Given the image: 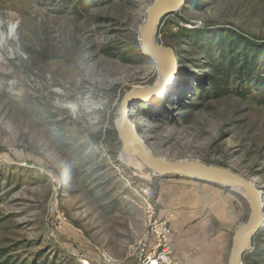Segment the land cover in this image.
Returning a JSON list of instances; mask_svg holds the SVG:
<instances>
[{"label":"rangeland","instance_id":"374dc122","mask_svg":"<svg viewBox=\"0 0 264 264\" xmlns=\"http://www.w3.org/2000/svg\"><path fill=\"white\" fill-rule=\"evenodd\" d=\"M154 1L0 0V264H134L150 213L172 249L156 199L175 182L234 196L246 223L250 204L229 184L143 176L125 161L116 122L129 94L128 121L154 157L224 169L259 192L263 223L240 264H264V0L166 12L153 45L174 62L160 68L139 36Z\"/></svg>","mask_w":264,"mask_h":264},{"label":"crops","instance_id":"0c3cea01","mask_svg":"<svg viewBox=\"0 0 264 264\" xmlns=\"http://www.w3.org/2000/svg\"><path fill=\"white\" fill-rule=\"evenodd\" d=\"M167 185L165 198L156 199L157 214L170 208L176 264H227L233 235L241 225L240 201L206 185Z\"/></svg>","mask_w":264,"mask_h":264},{"label":"water","instance_id":"95a60500","mask_svg":"<svg viewBox=\"0 0 264 264\" xmlns=\"http://www.w3.org/2000/svg\"><path fill=\"white\" fill-rule=\"evenodd\" d=\"M187 1L188 0H173V6L178 9L181 4ZM163 2L164 0H155L147 9L145 21L139 30L140 44L141 51L149 59L154 60L158 64H161V62L165 60L166 64L170 63L172 65L174 59L171 49L159 46L156 49L150 47L152 25ZM174 10L175 9H171L168 11ZM168 11H165L163 14ZM159 93H156V95ZM131 100V95L129 94L122 102L119 117L116 122L118 138L122 143L125 141L131 142L137 159L141 162L142 166L148 170L151 176H180L191 181L203 183H226L246 196L250 204V216L246 223L240 225L236 229L227 260V264H240L242 253L249 246L252 237L263 223V209L259 192L247 180L230 171L190 162H167L154 157L140 140L128 121L127 113Z\"/></svg>","mask_w":264,"mask_h":264},{"label":"built area","instance_id":"2783aa9c","mask_svg":"<svg viewBox=\"0 0 264 264\" xmlns=\"http://www.w3.org/2000/svg\"><path fill=\"white\" fill-rule=\"evenodd\" d=\"M141 193L145 199L147 211H150L149 202L154 198L153 191L145 187ZM147 228V239L139 249L134 264H176L169 242L171 231L167 222L150 213ZM80 263L92 264L88 259H83Z\"/></svg>","mask_w":264,"mask_h":264},{"label":"bare ground","instance_id":"6f19581e","mask_svg":"<svg viewBox=\"0 0 264 264\" xmlns=\"http://www.w3.org/2000/svg\"><path fill=\"white\" fill-rule=\"evenodd\" d=\"M171 9H175L176 10V8L173 6V0H164V2L162 3L161 7L159 8L157 17L155 18V21L153 22L152 29H151L150 47L153 48V49L158 48V47H154L153 42H154V36H155V34L157 32V28H158V25H159V22H160L159 20H160V18L162 17V15H163V13L165 11H168V10H171ZM155 63L158 64L157 62H155ZM163 63H164V60L161 62V64H158L159 65L158 68H160L163 65ZM159 76H162V73H160ZM68 108L73 113H76L77 110H78L77 105H71ZM130 155H131V157H134L136 159V161L138 162V166L140 167V168H137V169L134 168V169L137 170L139 173H141V175L147 176L149 174V172H148V170L146 168H144L143 166L142 167L140 166L141 163L137 160V157H136V155L134 153L133 146H132L131 142L130 141H125L123 143L122 156L125 159V161H127V159L129 158Z\"/></svg>","mask_w":264,"mask_h":264},{"label":"trees","instance_id":"16d2710c","mask_svg":"<svg viewBox=\"0 0 264 264\" xmlns=\"http://www.w3.org/2000/svg\"><path fill=\"white\" fill-rule=\"evenodd\" d=\"M256 82L260 84L259 97H262V100L258 104H264V78H259L256 80Z\"/></svg>","mask_w":264,"mask_h":264}]
</instances>
